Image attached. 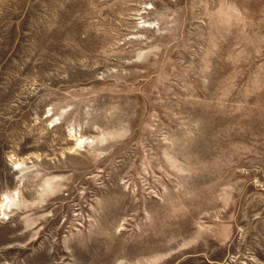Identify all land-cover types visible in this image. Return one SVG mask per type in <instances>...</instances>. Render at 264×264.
Masks as SVG:
<instances>
[{"label": "rangeland", "instance_id": "1", "mask_svg": "<svg viewBox=\"0 0 264 264\" xmlns=\"http://www.w3.org/2000/svg\"><path fill=\"white\" fill-rule=\"evenodd\" d=\"M17 190L0 264H264V0H0Z\"/></svg>", "mask_w": 264, "mask_h": 264}, {"label": "bare ground", "instance_id": "2", "mask_svg": "<svg viewBox=\"0 0 264 264\" xmlns=\"http://www.w3.org/2000/svg\"><path fill=\"white\" fill-rule=\"evenodd\" d=\"M18 190L16 191V193L14 195H9L6 194L0 204V215H4L7 216L8 215V211L10 209H12V207L16 204V201L18 199ZM42 200V199H41Z\"/></svg>", "mask_w": 264, "mask_h": 264}]
</instances>
